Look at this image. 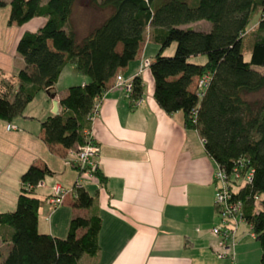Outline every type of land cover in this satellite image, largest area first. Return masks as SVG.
<instances>
[{"label": "trees", "instance_id": "obj_1", "mask_svg": "<svg viewBox=\"0 0 264 264\" xmlns=\"http://www.w3.org/2000/svg\"><path fill=\"white\" fill-rule=\"evenodd\" d=\"M77 1L0 0V7L9 8L7 25L43 19L15 43L24 65L14 76L0 70V119L10 122L22 115L40 90L55 95L53 85L71 62L87 80L68 86L59 98L61 111L46 116L40 127L49 147L83 144V130L91 127L88 115L110 80L142 42L158 43L147 66L153 97L166 113H182L184 126L198 131L204 150L226 176L249 174L244 182L231 180V198L241 201L264 264V98H250L264 88V0H89L106 15L82 34L71 21ZM200 20L209 28L183 27ZM172 42L173 55H164ZM192 56L205 58L192 62ZM203 76L207 82L199 85ZM130 79L128 98L141 99L139 74ZM50 173L46 166L29 165L20 175L14 209L0 212V241L10 245L0 264H80L82 255L98 252L101 219L95 213L73 216L64 237L38 231L41 200L34 188ZM94 176L104 183L99 170ZM92 202L83 187L76 189L75 207L89 208Z\"/></svg>", "mask_w": 264, "mask_h": 264}, {"label": "crops", "instance_id": "obj_2", "mask_svg": "<svg viewBox=\"0 0 264 264\" xmlns=\"http://www.w3.org/2000/svg\"><path fill=\"white\" fill-rule=\"evenodd\" d=\"M8 10L6 5L5 23ZM42 23L36 17L0 32V70L5 75L14 76L24 65L15 52L20 34ZM157 46L146 39L135 57L117 71L124 79L139 74L143 84L139 105L132 106L122 89L111 87L114 78L100 100L91 132L100 148L96 160L103 184L74 165L75 145L49 147L42 140L40 121L53 114V100L60 112L59 98L66 88L87 80L73 64L62 68L52 88L54 97L38 91L22 115L9 122L13 129H6L8 122L0 119V212L14 209L22 172L29 165L46 166L51 173L34 188L41 200L40 233L64 237L76 215L95 213L101 219L99 250L94 256L82 255L80 264H255L256 243L243 239V227L235 233L233 260L217 259L214 254L217 237L211 227L219 223L213 199L216 164L204 150L198 131L184 126L182 113H166L156 103L149 68L140 67L153 57ZM76 180L93 197L92 205L75 207L70 191L50 211L43 200L51 186L57 182L70 189ZM9 246L0 241V258Z\"/></svg>", "mask_w": 264, "mask_h": 264}, {"label": "built area", "instance_id": "obj_3", "mask_svg": "<svg viewBox=\"0 0 264 264\" xmlns=\"http://www.w3.org/2000/svg\"><path fill=\"white\" fill-rule=\"evenodd\" d=\"M151 62L150 58L143 60L140 70L144 69ZM208 77L203 76L198 84L205 85ZM112 88H120L126 97H130L131 92V79H124L121 75H116ZM141 99H136L135 103H140ZM99 101L94 104V108L88 115L91 124L94 120L96 112L98 110ZM7 129H13L14 126L11 123L6 124ZM84 143L75 145V148L71 150L72 162L74 165L86 172L89 176H93L99 169L98 162L96 160L99 154V146L94 140L91 132V127L83 130ZM249 179V174L241 176L239 172L234 173V176L229 178L224 171L218 166L215 167L213 172V182L215 186L214 191V205L216 206L217 214L219 217V223L211 227V232L217 237L216 245L214 246V254L218 259L230 258L234 259L233 245L235 243V233L241 222L246 223L242 216V203L239 200H232V183L231 180ZM40 183V182H39ZM38 183V184H39ZM37 184V185H38ZM82 187V183L79 180L74 181L70 189L63 187L60 183H54L51 186L50 193L44 198V203L50 209L54 210L57 206L62 204L64 198L68 192H72L75 197L76 189ZM257 199V197H255ZM247 224V223H246ZM250 230V225L247 224ZM250 235L253 236L251 230Z\"/></svg>", "mask_w": 264, "mask_h": 264}, {"label": "rangeland", "instance_id": "obj_4", "mask_svg": "<svg viewBox=\"0 0 264 264\" xmlns=\"http://www.w3.org/2000/svg\"><path fill=\"white\" fill-rule=\"evenodd\" d=\"M105 15H106V12L104 10H101L98 7H95L93 4H91L89 2V0H78L74 4V7H73V11H72V15H71V21L75 25V28L78 31H80L82 34V33L86 32L88 30V28H90L92 25H95L96 23L100 22L104 18ZM5 16L6 15L4 12V7H0V32L2 30L4 32L7 29V27H9L7 25V21H6V23L4 22ZM255 18L256 17H253L252 21H255ZM209 26H210V23L206 20L190 22L186 25H183V27H191L192 29H195V30H206L209 28ZM33 28H35V27H33ZM29 30H31V29H29ZM174 47H175V44H174V42H172L168 47H166L164 49L163 54L166 56L173 55ZM157 50H158V46L153 51V53L155 54L157 52ZM243 53H244V58L246 60H248L249 59V51L244 49ZM204 58H205L204 56H199V57H195V56L193 57L192 56L188 60L192 61V62H202L204 60ZM68 63H71V62H68ZM68 63H66L65 65H67ZM192 85H193V83H192ZM250 98H252V99L264 98V88L261 89L260 91L256 92V93L251 94ZM99 104H100V101H99ZM99 104H98V107H99ZM131 104H132V106H137L140 103H135V100H132ZM92 141H94V140L92 139ZM99 152H100V148H99ZM241 182H243V181H241ZM213 199H214V194H213ZM239 225H240V226H238L239 230L241 229V227L244 228L245 233H244L243 239H247L248 241H254V243H256L255 244L256 245V247H255V250H256L255 251V264H260V262H259L260 247H259L258 242L255 241L253 237H251L249 227L247 226L246 223L241 222Z\"/></svg>", "mask_w": 264, "mask_h": 264}, {"label": "water", "instance_id": "obj_5", "mask_svg": "<svg viewBox=\"0 0 264 264\" xmlns=\"http://www.w3.org/2000/svg\"><path fill=\"white\" fill-rule=\"evenodd\" d=\"M49 96L51 98H53L54 97V94H51ZM52 112H53V114L58 113V110H57V101L56 100H53V109H52Z\"/></svg>", "mask_w": 264, "mask_h": 264}]
</instances>
